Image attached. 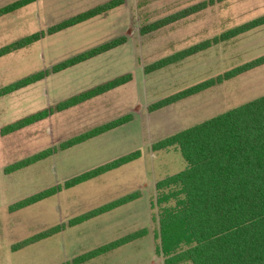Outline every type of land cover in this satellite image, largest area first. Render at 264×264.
Listing matches in <instances>:
<instances>
[{
    "label": "rangeland",
    "instance_id": "374dc122",
    "mask_svg": "<svg viewBox=\"0 0 264 264\" xmlns=\"http://www.w3.org/2000/svg\"><path fill=\"white\" fill-rule=\"evenodd\" d=\"M14 0H0V7ZM106 0H35L0 16V47ZM201 0H124L104 14L0 56V88L75 53L126 35L124 44L0 96V130L26 115L115 76L132 79L68 109L5 135L0 133V264H60L135 230L142 238L81 264H164L156 253L160 205L155 183L185 167L178 149L151 145L176 131L264 94V64L160 109L148 106L207 78L264 54V24L164 68L144 66L264 14V0H225L159 30L141 34L144 24ZM132 113L131 121L70 148L6 173L22 158ZM139 149L141 155L19 210L9 206L63 183L83 171ZM138 199L35 243L12 245L127 193ZM170 203H173L171 201ZM180 264H190L182 262Z\"/></svg>",
    "mask_w": 264,
    "mask_h": 264
},
{
    "label": "trees",
    "instance_id": "16d2710c",
    "mask_svg": "<svg viewBox=\"0 0 264 264\" xmlns=\"http://www.w3.org/2000/svg\"><path fill=\"white\" fill-rule=\"evenodd\" d=\"M35 0H14L0 7V16L11 13ZM225 0H201L140 27L141 34L159 30L173 22L196 14ZM124 3L106 0L64 18L44 30L33 32L0 47V56L26 47L46 35L55 34L104 14ZM264 24V14L201 40L144 66L149 73L178 63L209 47L230 40ZM127 40L126 35L75 53L54 63L49 69L36 71L0 88V96L14 92L69 67L114 49ZM264 64V54L237 65L214 77L207 78L178 92L161 98L148 106L154 111L175 103L207 88L229 80L243 72ZM132 79L131 73L115 76L91 88L71 95L52 106L26 115L3 126L2 135L15 132ZM133 118L127 113L69 137L57 145L47 147L4 168L6 173L22 169L88 139L117 128ZM178 149L185 167L155 183L160 205L156 231V253L164 257V264H264V94L192 124L151 145L153 151ZM141 155L139 149L83 171L63 183L40 190L15 201L11 211L19 210L48 198L64 188H70L106 172L117 169ZM139 190L122 195L93 209L35 233L16 244L13 250L35 243L117 207L138 199ZM173 201V203H170ZM147 234L141 228L117 239L83 252L60 264H81L116 249Z\"/></svg>",
    "mask_w": 264,
    "mask_h": 264
}]
</instances>
